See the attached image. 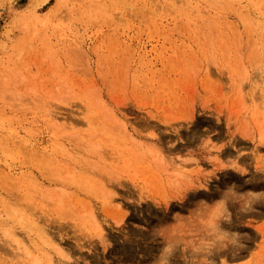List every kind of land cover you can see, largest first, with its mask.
I'll return each mask as SVG.
<instances>
[{"label": "rangeland", "instance_id": "obj_1", "mask_svg": "<svg viewBox=\"0 0 264 264\" xmlns=\"http://www.w3.org/2000/svg\"><path fill=\"white\" fill-rule=\"evenodd\" d=\"M168 250L264 264V0H0V264Z\"/></svg>", "mask_w": 264, "mask_h": 264}, {"label": "bare ground", "instance_id": "obj_2", "mask_svg": "<svg viewBox=\"0 0 264 264\" xmlns=\"http://www.w3.org/2000/svg\"><path fill=\"white\" fill-rule=\"evenodd\" d=\"M226 155H229V154H226ZM179 161H181V162H179ZM178 162L177 161H173L172 162V164H170V167H169V169H171V170H175V171H177V173L179 174V175H182V176H185L186 175V172L184 171V170H186V168H187V165L186 164H183L182 162V160H179ZM196 165L198 166V168L200 169L202 166H201V164L199 163V162H197L196 163ZM196 166V167H197ZM167 170H168V168H167ZM201 171V170H200ZM200 178V180L202 179L201 178V176L199 177ZM200 182V181H199ZM209 184V182L208 181H206V183L204 184V181L203 182H200V185L201 186H203V185H205L206 187H207V185ZM203 191L201 192V193H195L193 196L194 197H196V196H203ZM107 204L108 205H111L113 202H114V199H108L107 201ZM220 205H222L221 207H223V204H219V206ZM224 206H225V204H224ZM221 207H219V208H221ZM169 207L167 206L166 207V209H168ZM218 207H216V209H217ZM215 209V210H216ZM224 209H226L225 207H224ZM218 210V209H217ZM221 210H223V208L221 209ZM219 212H221V211H219ZM222 212H224V211H222ZM214 225H216V224H214ZM96 227L97 228H95V233H96V235L98 236V237H100L103 241H106V239H105V235H104V233H103V231H104V228H103V226L102 225H98V222H96ZM169 242V241H168ZM170 242H171V240H170ZM169 242V243H170ZM176 242V241H175ZM172 243V242H171ZM174 243V242H173ZM177 243V242H176ZM18 244V243H17ZM16 244V245H17ZM177 245V244H176ZM175 245V246H176ZM168 245H166L165 246V248L167 247ZM172 244H170L169 245V247H167V248H172ZM173 248H174V246H173ZM172 248V249H173ZM175 249V248H174ZM166 250V249H165ZM173 250H168L167 252H166V254H167V256H165V255H163L162 257H161V259H167V261H166V264H175L171 259H172V252ZM133 252H135V251H133ZM132 252V253H133ZM131 254V253H130ZM132 255V254H131ZM165 256V257H164ZM171 257V258H170ZM162 260H160V262H161ZM165 262V261H164Z\"/></svg>", "mask_w": 264, "mask_h": 264}]
</instances>
